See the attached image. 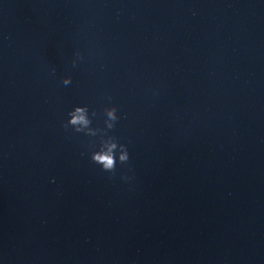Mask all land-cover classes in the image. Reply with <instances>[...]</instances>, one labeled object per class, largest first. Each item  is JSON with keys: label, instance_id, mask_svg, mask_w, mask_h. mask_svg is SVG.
Masks as SVG:
<instances>
[{"label": "water", "instance_id": "1", "mask_svg": "<svg viewBox=\"0 0 264 264\" xmlns=\"http://www.w3.org/2000/svg\"><path fill=\"white\" fill-rule=\"evenodd\" d=\"M0 264H264V0H0Z\"/></svg>", "mask_w": 264, "mask_h": 264}, {"label": "clouds", "instance_id": "2", "mask_svg": "<svg viewBox=\"0 0 264 264\" xmlns=\"http://www.w3.org/2000/svg\"><path fill=\"white\" fill-rule=\"evenodd\" d=\"M71 83V77H65L63 79V84L64 85H68ZM87 109V106H76L75 107V112H69L68 114L71 115V120L69 123H71L72 125H78V124H84L87 125L89 123V121L86 119L85 116V111ZM116 111L117 109L115 107H112L111 109L107 110V114L109 116L110 119L112 120H116L117 116H116ZM93 115H95V112H93ZM64 127L67 129V124L64 125ZM77 131H79V129H77ZM112 147L114 148L115 145H112ZM125 148V153L119 156V161L121 163L126 164L129 160V154L127 151L126 146H122ZM91 160L94 163H99L102 165V170L110 172V173H114L116 166L114 163V159H113V154L111 152V150L107 153L104 154H95L91 156Z\"/></svg>", "mask_w": 264, "mask_h": 264}]
</instances>
